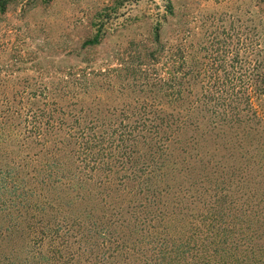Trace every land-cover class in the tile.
Returning a JSON list of instances; mask_svg holds the SVG:
<instances>
[{"label":"trees","instance_id":"1","mask_svg":"<svg viewBox=\"0 0 264 264\" xmlns=\"http://www.w3.org/2000/svg\"><path fill=\"white\" fill-rule=\"evenodd\" d=\"M15 2L0 0L10 34ZM255 31L210 35L206 55L189 61L184 51L167 56L178 78L128 66L124 84L71 74L34 83L18 75L12 37L0 36V264H164L171 253L196 264L200 249L177 243L170 225L223 212L233 227L251 213L254 227L233 245L243 263L259 264L264 40ZM156 41L152 60L165 52ZM208 226L207 235L217 230Z\"/></svg>","mask_w":264,"mask_h":264},{"label":"rangeland","instance_id":"2","mask_svg":"<svg viewBox=\"0 0 264 264\" xmlns=\"http://www.w3.org/2000/svg\"><path fill=\"white\" fill-rule=\"evenodd\" d=\"M114 11L117 17L111 16ZM7 17L17 31L10 34L1 22L0 36L12 37L16 51L23 57L17 64L18 75L34 83L87 75L88 80L98 84H124L125 72L119 70L137 63L152 79L167 78L168 70L178 78L180 74L173 73L166 57L178 51L186 52L187 61L192 55L203 57V48L210 47V35L222 37L223 30L232 34L239 31L246 39L257 29L264 37V0H16ZM99 34L103 35L100 45L84 46L86 40ZM156 35L165 52L152 60L159 47ZM131 79L140 77L134 75ZM213 143L210 141L208 147L212 153L218 147ZM220 145L223 154V142ZM226 213L218 214V221L210 220L208 224L176 220L170 225L171 236L177 243L200 249L203 260L196 264H246L233 242L240 233L254 227L252 215L242 213V222L233 227ZM213 224H217V230L203 233ZM186 257L181 260L171 253L164 264H178L171 262L177 259L179 264H190L189 254ZM263 261L264 257L259 264Z\"/></svg>","mask_w":264,"mask_h":264}]
</instances>
